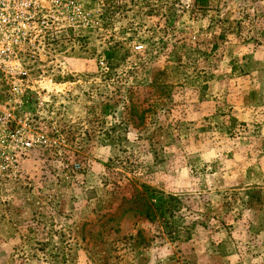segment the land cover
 I'll return each instance as SVG.
<instances>
[{
    "label": "rangeland",
    "instance_id": "obj_1",
    "mask_svg": "<svg viewBox=\"0 0 264 264\" xmlns=\"http://www.w3.org/2000/svg\"><path fill=\"white\" fill-rule=\"evenodd\" d=\"M79 25L0 84V264H264V0Z\"/></svg>",
    "mask_w": 264,
    "mask_h": 264
},
{
    "label": "built area",
    "instance_id": "obj_2",
    "mask_svg": "<svg viewBox=\"0 0 264 264\" xmlns=\"http://www.w3.org/2000/svg\"><path fill=\"white\" fill-rule=\"evenodd\" d=\"M81 2L0 0V84L30 81V68L46 62L56 40L80 28Z\"/></svg>",
    "mask_w": 264,
    "mask_h": 264
},
{
    "label": "trees",
    "instance_id": "obj_3",
    "mask_svg": "<svg viewBox=\"0 0 264 264\" xmlns=\"http://www.w3.org/2000/svg\"><path fill=\"white\" fill-rule=\"evenodd\" d=\"M106 56H107V58L109 59V53L108 52H106ZM148 198L150 199L151 197H150V195H148ZM147 210V212L145 213V214H143L144 215V218L145 219H148V220H150V221H152V220H154L155 219V214L153 213V210H150V207L148 206L147 208H146Z\"/></svg>",
    "mask_w": 264,
    "mask_h": 264
}]
</instances>
